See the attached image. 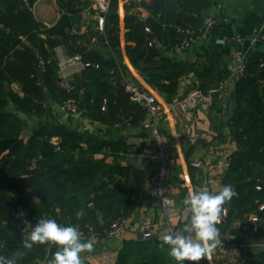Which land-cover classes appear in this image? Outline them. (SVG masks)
I'll use <instances>...</instances> for the list:
<instances>
[{
  "label": "trees",
  "instance_id": "trees-1",
  "mask_svg": "<svg viewBox=\"0 0 264 264\" xmlns=\"http://www.w3.org/2000/svg\"><path fill=\"white\" fill-rule=\"evenodd\" d=\"M62 1L56 0L60 6ZM211 1L151 0L152 18L145 21L125 18V52L146 81L161 90L167 89L161 84L163 81L168 82V87L175 86L184 69L165 52H172L180 43L183 37L180 29L199 33L201 16ZM34 2L0 0V254L4 255L21 246L14 230L22 225L17 218L19 209L33 226L46 217L85 229L83 218L77 214L93 205L91 213L99 211L104 219L100 225L93 216V225L100 229L124 215L134 194L145 184L141 170L109 164L97 157L103 150H108L105 156L115 157L119 149L114 143L78 132L63 122L42 120L50 114V102L59 105L68 98L78 102L83 119L109 120L112 116L109 109L101 107L104 99L111 106L115 96L105 69L117 71L118 63L114 57L105 58L97 50L83 49L74 42L69 50L80 53L84 61L97 67L74 73L69 78V87L64 85L56 74V62L44 59L46 48L39 35H46V43L53 49L57 44L51 40L53 36L67 39L68 17L62 16L55 25L46 28L32 15ZM176 13L180 24L175 22ZM145 27L150 29L149 33ZM97 36L114 55L118 52L116 0H110L102 33ZM157 44L163 45L165 51L159 52ZM39 56L44 59L41 65ZM119 70L122 71L121 66ZM208 70L209 67L201 74ZM14 83L19 85L20 93L11 88ZM235 84L229 129L236 148L222 175V186L232 185L237 195L224 206L226 214L221 215L217 227L226 229L236 219L240 226L231 229V234L260 241L264 239V208L259 209L264 204V49L248 54ZM127 109L143 113L132 104ZM17 112L36 119L27 140L19 137L28 127L27 120L20 119ZM54 138L58 140L57 146L52 143ZM249 215L256 216L258 222L252 223ZM35 262V255L29 252L18 264ZM243 264H264V251L253 254Z\"/></svg>",
  "mask_w": 264,
  "mask_h": 264
},
{
  "label": "crops",
  "instance_id": "crops-1",
  "mask_svg": "<svg viewBox=\"0 0 264 264\" xmlns=\"http://www.w3.org/2000/svg\"><path fill=\"white\" fill-rule=\"evenodd\" d=\"M25 1V0H23ZM151 0H116V13L118 16V37L119 49L114 55L110 49L102 44L98 34L102 33L99 28L98 11L93 0H64L60 6L56 0H35L31 11L34 19L40 25L51 27L57 23L60 17L67 15L70 27L66 28L67 39L60 35L53 36L52 41L57 42L53 49H49L46 43V35H39L40 40L46 48L44 59L55 61L57 64L56 74L62 83L69 87V78H62L59 74V62L62 57L70 56L73 53L69 45L81 44L89 38L90 48L95 49L105 58L114 57L118 63V70L105 69L110 75L109 83L115 96L113 104L106 105L109 114L112 116L107 121H96L83 119L81 112L73 116H65L59 113L58 105L50 102V114L62 119V122L72 129L92 135L94 138L114 143L119 149L116 156H105L108 150H103L97 156L103 158L109 164L127 166L130 169L141 170L146 179L152 172L153 148L151 146L148 130L142 127L144 112L129 111V102L124 103L126 97L125 83L134 82L150 93L156 95L168 108L172 102L181 98L193 88L207 89L216 85L227 77L232 69L233 62L231 52L234 49H243L247 55L253 50L264 49L261 42L251 43L250 38L254 29L264 30V0H212L208 8L201 16L198 38L187 50L165 52L172 56L173 61L179 63L184 69V74L177 80L175 86L168 87V82H161L167 89L161 90L146 81L142 74L133 66L125 52L126 28L125 18L134 17L145 21L152 18L150 9ZM214 18V25L205 29L203 20L206 17ZM46 27V28H48ZM225 38L224 46L217 45L216 39ZM31 46V45H29ZM159 52L165 51V47L157 44ZM82 48V47H81ZM36 50L35 48H31ZM87 49V50H89ZM40 65L44 59L39 56ZM122 67V71L119 70ZM210 70L202 73V70ZM120 82V87L115 83ZM11 88L20 93L17 83ZM234 92V85L230 94L207 95L202 101L193 103L187 112L172 107L158 122V130L168 141L169 177L168 192L170 198L178 208H183L182 201L190 190L199 189L202 186L209 187L210 191L219 190L221 187L207 186L206 179L212 175H223L228 166L225 165L236 145L230 139L229 118L233 109L231 99L228 109V99ZM84 107V103L81 102ZM140 108V107H139ZM141 109V108H140ZM22 120H27L28 127L25 130L31 131L36 119L29 118L17 112ZM52 143L57 146L58 140L54 138ZM83 147H87L86 144ZM196 164V165H195ZM229 165V164H228ZM127 207L125 222L128 225L134 223H149L155 225L154 234L148 240H141L132 231H126L120 235L105 236L100 234L93 238L94 251L82 253V258L89 264H176L167 255V246L161 247L159 236L167 233L164 229H157L158 224L163 220V213L160 203L151 196L150 189L145 183L141 190H138ZM93 205L77 214L83 218L86 226L93 225V216H96L98 224L102 225L104 219L99 211L91 213ZM20 211L22 209H19ZM223 216V215H222ZM190 214L188 213V222ZM239 221L233 219L226 229L219 227L220 243H238L252 245L245 248L240 263L251 259L257 249L253 245L257 241H251L243 237H237L230 233L233 228H238ZM21 242L26 237L14 229ZM52 245H36L31 253L35 255V264H47L56 251ZM187 264V262H185ZM200 264H223L210 253V258L202 260Z\"/></svg>",
  "mask_w": 264,
  "mask_h": 264
},
{
  "label": "built area",
  "instance_id": "built-area-1",
  "mask_svg": "<svg viewBox=\"0 0 264 264\" xmlns=\"http://www.w3.org/2000/svg\"><path fill=\"white\" fill-rule=\"evenodd\" d=\"M93 3L98 11V22L100 30L103 29L104 15L107 12L110 4V0H93ZM214 18L208 16L203 20V26L205 29H210L214 25ZM48 27V25H44ZM146 32H150L148 27H145ZM183 33V37L178 45L175 46L177 50L189 49L193 42L198 38L191 29H180ZM251 43L261 42L264 44V30L262 28L254 29L250 38ZM217 45L224 46L226 44L225 38H219L215 40ZM247 52L243 49H234L231 52V59L233 62V69L231 73L223 80L219 81L216 85H213L207 89L193 88L188 91L187 94L179 99H176L171 103L170 108L175 107L182 112H187L191 109L193 103L202 101L207 95H221L231 93L232 86L234 85L237 77L243 72L245 61L247 58ZM88 67H97L90 62L84 61L83 56L80 53H74L70 56L62 57L59 62L58 72L62 75V78L68 79L70 75L82 71ZM125 90L128 94V101L134 106L140 107L144 112V119L142 121V127L149 132L151 146L153 148V166L151 175L145 179V183L150 189L152 197L158 200L163 213V220L160 224L156 225L157 229H164L166 232H175L183 228V225L188 222V213L183 211V208H178L174 201L170 198L168 192V177H169V158H168V141L166 137L158 130V122L170 109L154 94L148 90L142 88L139 84L134 82L125 83ZM107 101L103 100L102 110H105ZM58 111L65 116H73L79 113V104L73 98H68L62 101L58 105ZM233 145H236L232 141ZM229 158L225 165L228 166ZM196 165V164H195ZM222 175L209 176L205 184L207 186H222ZM209 188V187H208ZM259 189V187H257ZM264 204L259 209L262 210ZM226 212L222 213L224 216ZM249 220L252 223L258 222V218L254 215H249ZM18 232L27 237L30 228H26L25 225H18ZM155 225L149 223H134L128 225L125 222L123 215L113 218L106 226L100 229L94 225L86 226L85 229H80L82 239H93L96 236L103 234L105 236L120 235L126 231L134 232L139 239L148 240L154 234ZM256 231V226L253 227ZM257 251H264V239L257 241L253 244ZM252 245L238 244V243H220L215 249H213L215 259L223 264H238L243 258L246 247Z\"/></svg>",
  "mask_w": 264,
  "mask_h": 264
},
{
  "label": "clouds",
  "instance_id": "clouds-1",
  "mask_svg": "<svg viewBox=\"0 0 264 264\" xmlns=\"http://www.w3.org/2000/svg\"><path fill=\"white\" fill-rule=\"evenodd\" d=\"M237 195L235 188L228 184L218 192L202 186L190 190L182 201L183 211L190 214L189 222L175 232L159 236L160 246H167V255L176 264H200L210 258V253L220 244V231L224 207ZM21 210L17 218L30 228L28 236L22 240L20 248L8 255L0 254V264H18L36 245H52L56 251L47 264H85L82 253L94 251L93 239H82L79 225H62L54 218L42 217L33 226Z\"/></svg>",
  "mask_w": 264,
  "mask_h": 264
},
{
  "label": "water",
  "instance_id": "water-1",
  "mask_svg": "<svg viewBox=\"0 0 264 264\" xmlns=\"http://www.w3.org/2000/svg\"><path fill=\"white\" fill-rule=\"evenodd\" d=\"M175 22L177 24H180L181 22V19H180V16L176 13L175 14ZM90 44H91V40L89 38H87L82 44H81V47L83 49H89L90 48ZM235 83H234V92L232 94V96L228 99V109L230 107V102H231V99L234 97V94H235ZM121 86V83L120 82H116L115 83V87H120ZM43 121H57V122H62V119L61 118H58V117H54L53 115L51 114H46L43 116L42 118ZM32 135L31 131L29 130H23L21 131L20 133V138H22L23 140H27L30 136Z\"/></svg>",
  "mask_w": 264,
  "mask_h": 264
},
{
  "label": "rangeland",
  "instance_id": "rangeland-1",
  "mask_svg": "<svg viewBox=\"0 0 264 264\" xmlns=\"http://www.w3.org/2000/svg\"><path fill=\"white\" fill-rule=\"evenodd\" d=\"M16 228L19 229V226H16L15 229H16ZM17 232H18V231H17Z\"/></svg>",
  "mask_w": 264,
  "mask_h": 264
}]
</instances>
